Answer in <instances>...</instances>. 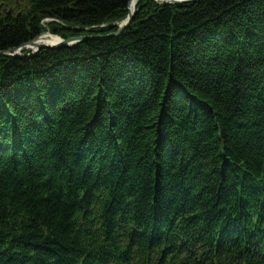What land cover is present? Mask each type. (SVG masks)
<instances>
[{"label":"trees","instance_id":"obj_1","mask_svg":"<svg viewBox=\"0 0 264 264\" xmlns=\"http://www.w3.org/2000/svg\"><path fill=\"white\" fill-rule=\"evenodd\" d=\"M10 1L0 52L100 39L0 57V264H261L225 244L264 219V0H141L110 38L129 0Z\"/></svg>","mask_w":264,"mask_h":264},{"label":"water","instance_id":"obj_2","mask_svg":"<svg viewBox=\"0 0 264 264\" xmlns=\"http://www.w3.org/2000/svg\"><path fill=\"white\" fill-rule=\"evenodd\" d=\"M133 1H135V3H136L139 0H129L128 1L127 9H126L127 10V18L121 24L117 25V31L114 34L105 36L104 38L116 37V36L120 35L123 31H125L130 26V23L133 19L134 13H135L134 10L132 12L130 11V5L133 3ZM153 1H158V0H153ZM161 1H162V4H164V5L167 4L168 2L177 4V5L183 4V3L186 4L188 2V1H180V0H165V1L161 0ZM196 1H198V0H190L188 3H193ZM39 38L29 42L28 44H25L21 48H18L15 50L14 49L8 50L6 52H0V57L7 58V57L28 56L27 54H24V52L31 51V54H29V55H33V54H36L39 51L45 50V49H59V48L77 45L79 42L85 41L87 39H100V37H92V36L70 38L68 40H63V39L57 38V39H59V41L56 44L49 45V44L39 43Z\"/></svg>","mask_w":264,"mask_h":264},{"label":"rangeland","instance_id":"obj_3","mask_svg":"<svg viewBox=\"0 0 264 264\" xmlns=\"http://www.w3.org/2000/svg\"><path fill=\"white\" fill-rule=\"evenodd\" d=\"M165 1V0H164ZM189 2V1H188ZM187 2V3H188ZM183 4H185V3H183ZM27 5H28V0H11L10 1V3L8 4V5H5V6H2V8H3V11H6V12H8V13H10V11L12 10L11 8L13 7L14 8V10H20V11H22V10H27ZM44 24V23H43ZM46 31V33H49V31L48 30H45ZM45 35H47V34H45ZM49 36H51V37H54V38H57V37H55L54 35H52V34H50ZM79 43H81V42H79ZM78 43V44H79ZM77 44V45H78ZM76 45H73V46H69V47H67V48H72V47H75ZM30 52V51H29Z\"/></svg>","mask_w":264,"mask_h":264},{"label":"bare ground","instance_id":"obj_4","mask_svg":"<svg viewBox=\"0 0 264 264\" xmlns=\"http://www.w3.org/2000/svg\"><path fill=\"white\" fill-rule=\"evenodd\" d=\"M135 4H136L135 1H133V3L130 5V11L131 12L134 10ZM58 41H59V39L51 37L48 34L47 35H42L39 38V43H41V44L53 45V44H56Z\"/></svg>","mask_w":264,"mask_h":264}]
</instances>
